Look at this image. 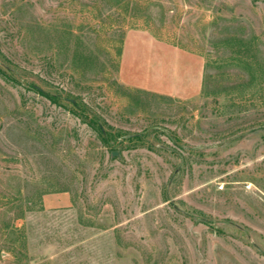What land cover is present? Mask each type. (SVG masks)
<instances>
[{"label":"rangeland","instance_id":"rangeland-1","mask_svg":"<svg viewBox=\"0 0 264 264\" xmlns=\"http://www.w3.org/2000/svg\"><path fill=\"white\" fill-rule=\"evenodd\" d=\"M130 30L201 94L123 85ZM0 264H264V0H0Z\"/></svg>","mask_w":264,"mask_h":264},{"label":"crops","instance_id":"crops-1","mask_svg":"<svg viewBox=\"0 0 264 264\" xmlns=\"http://www.w3.org/2000/svg\"><path fill=\"white\" fill-rule=\"evenodd\" d=\"M204 60L194 53L156 39L143 30L127 32L118 78L126 87L176 100L198 97L204 83ZM46 208L70 206L67 195L45 197Z\"/></svg>","mask_w":264,"mask_h":264},{"label":"trees","instance_id":"trees-1","mask_svg":"<svg viewBox=\"0 0 264 264\" xmlns=\"http://www.w3.org/2000/svg\"><path fill=\"white\" fill-rule=\"evenodd\" d=\"M134 139H136V137H132V138H130L131 141H133ZM137 139H138V138H137Z\"/></svg>","mask_w":264,"mask_h":264}]
</instances>
